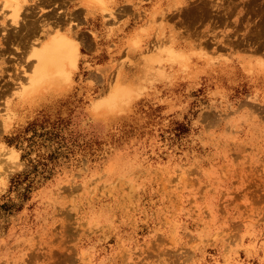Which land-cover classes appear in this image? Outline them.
<instances>
[{"label":"rangeland","instance_id":"374dc122","mask_svg":"<svg viewBox=\"0 0 264 264\" xmlns=\"http://www.w3.org/2000/svg\"><path fill=\"white\" fill-rule=\"evenodd\" d=\"M68 1L0 0V264H264V0Z\"/></svg>","mask_w":264,"mask_h":264},{"label":"crops","instance_id":"0c3cea01","mask_svg":"<svg viewBox=\"0 0 264 264\" xmlns=\"http://www.w3.org/2000/svg\"><path fill=\"white\" fill-rule=\"evenodd\" d=\"M128 2L127 0H114L112 3L120 5V7ZM92 2L90 0H69L67 3V9L71 11H79V10H95L97 7L91 5ZM112 4V5H113ZM113 7H116L115 5ZM93 12H88V16H92Z\"/></svg>","mask_w":264,"mask_h":264},{"label":"bare ground","instance_id":"6f19581e","mask_svg":"<svg viewBox=\"0 0 264 264\" xmlns=\"http://www.w3.org/2000/svg\"><path fill=\"white\" fill-rule=\"evenodd\" d=\"M197 1H198V0H197ZM205 1H206V0H205ZM203 2H204V1H203ZM256 2H258V1H256ZM208 3H209V2H208ZM208 3H207V4H208ZM250 3H251V2H250ZM253 4H255V3H253ZM259 4H260V3H259ZM262 4H263V2H262ZM199 5H201V4H199ZM199 5H197V6H199ZM208 5H209V4H208ZM257 5H258V3H257ZM209 7L211 8V6H209ZM263 7H264V6H263ZM205 8H206V7H205ZM254 8H255V7H254ZM197 9H198V8H197ZM208 9H209V8H208ZM261 9H262V8H261ZM206 10H207V9H206ZM253 10H254V9H253ZM263 10H264V9H263ZM25 11H26V10H25ZM203 11H204V10H203ZM201 12H202V9H201ZM206 12H208V11H206ZM252 12H253V11H252ZM194 13H195V12H194ZM202 13H203V12H202ZM202 13H201V14H202ZM254 14H255V12H254ZM188 15H189V14H188ZM196 15H197V14H196ZM202 15H203V14H202ZM208 15H209V14H208ZM208 15H207V16H208ZM210 15H212V14H210ZM190 16H191V14H190ZM200 17H201V16H200ZM186 18H187V17H186ZM191 18H192V17H191ZM193 18H194V17H193ZM22 19H23V18H22ZM59 19H60V18H59ZM188 19H189V18H188ZM263 19H264V18H263ZM42 20H43V19H42ZM24 21H25V20H24ZM45 21H46V19H45ZM32 22H33V21H32ZM36 22H37V21H36ZM54 22H55V21H54ZM18 23H19V22H18ZM43 23H44V22H43ZM22 24H23V23H22ZM32 24H33V23H32ZM34 24H36V23H34ZM34 24H33L32 26H34V28H35L36 25H34ZM40 24H41V23H40ZM40 24H38V25H40ZM53 24H55L54 26H56V23H53ZM26 25H27V23H26ZM29 25H30V24H29ZM47 25H49V24H48V21H47ZM57 25H58V23H57ZM24 27H25V24H24ZM39 27H40V26H39ZM48 27H49V26H48ZM52 27H53V26H52ZM32 28H33V27H32ZM34 28H33V29H34ZM36 29H38L37 26H36ZM36 29H34V30H36ZM39 29H40V28H39ZM40 30H41V29H40ZM50 30H51V29H50ZM27 31H28V30H27ZM27 31H26V32H27ZM30 31H31V30H30ZM28 32H29V31H28ZM31 32H32V31H31ZM33 32H34V31H33ZM33 32H32V33H33ZM37 33H38V32H37ZM27 34H28V33H27ZM40 34H41V32H40ZM30 35H34V34H29V36H30ZM4 37H5V36H4ZM19 37H20V36H19ZM23 37H24V36H23ZM25 37H26V36H25ZM27 37H28V36H27ZM28 38H29V37H28ZM38 38H40V37H38ZM42 38H43V37H42ZM35 41H36V40H35ZM37 41H38V40H37ZM37 43H38V42H37ZM30 44H31V43H30ZM55 45H56V43H55ZM29 51H30V49H29ZM49 59H50V58H48V60H49ZM32 67H33V66H32ZM36 71H37V70H36ZM34 74H36V73H34ZM41 74H42V73H41ZM45 74H46V73H45ZM33 76H34V75H33ZM35 77H36V76H35ZM38 77H39V76H38ZM40 77H42V76H40ZM39 79H40V78H39ZM33 81H35V80H33ZM2 90H3V89H2Z\"/></svg>","mask_w":264,"mask_h":264}]
</instances>
